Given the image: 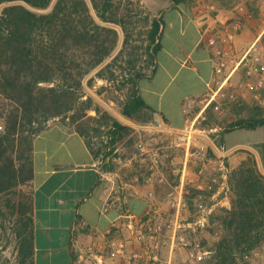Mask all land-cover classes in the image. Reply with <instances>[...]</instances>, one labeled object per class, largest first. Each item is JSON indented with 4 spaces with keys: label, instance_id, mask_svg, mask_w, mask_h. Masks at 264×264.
<instances>
[{
    "label": "trees",
    "instance_id": "16d2710c",
    "mask_svg": "<svg viewBox=\"0 0 264 264\" xmlns=\"http://www.w3.org/2000/svg\"><path fill=\"white\" fill-rule=\"evenodd\" d=\"M1 5L0 216H15L24 264L34 257L32 195L26 200L13 194L34 177V137L52 118H68L99 156L102 148L94 145V138L106 125L112 145L107 153L112 154L132 127L88 91L97 78L119 83L118 90L127 89L124 97H111L125 117L138 124L152 122L154 108L139 84L156 70L163 19L144 16L149 25L143 51L146 64L138 67L141 47L133 41L138 16L144 13L140 0H0ZM215 104L212 101L206 110ZM245 107L243 116L223 127L224 143L230 131L264 125L263 105ZM229 183L234 195L231 207L212 216V232L220 235L209 248L212 264H236L264 244V172L253 153L230 171Z\"/></svg>",
    "mask_w": 264,
    "mask_h": 264
},
{
    "label": "rangeland",
    "instance_id": "374dc122",
    "mask_svg": "<svg viewBox=\"0 0 264 264\" xmlns=\"http://www.w3.org/2000/svg\"><path fill=\"white\" fill-rule=\"evenodd\" d=\"M140 4L144 13L138 16L140 21L133 41L135 46L141 47L139 51L142 58L138 61V67L146 64L143 51L147 44L149 25L144 16L149 14L151 18H161L160 13L166 7L147 4L144 0H140ZM251 7L244 11L239 8V16L228 21L224 29L240 33L241 28L236 26L241 23L239 21L246 17H259V6ZM209 42L215 47L220 71H217L215 83L203 100H196L190 106L191 120L187 132L145 129L142 128L145 124L125 117L120 112L119 102L111 98L125 96L127 89L118 90L119 83L114 85L97 78L93 87L87 86L104 108L132 127L124 133L113 153L108 154L112 145L107 126L103 125L102 131L94 138V145L102 148L98 156L100 161L118 169L123 181L144 188L151 201L145 214L129 218L132 225H127L125 230L117 231L105 241L92 242L95 243V254L89 252L86 245L83 260L77 264H101L96 254L103 255L104 264H212L209 248L220 236L212 232V216L223 207H229L223 202L226 199L232 201L234 196L229 183L232 170L229 156L245 151L237 148L247 146L256 137L264 135L260 130L241 128L226 133L224 143L221 133L226 124L243 116L245 104L258 102L264 106V87L256 89L241 85L243 81L252 79L256 82L259 78V74L250 75L248 70L254 66L253 47L261 49L264 54V35L247 52L237 47L228 33L221 31L212 33ZM212 101L216 104L206 110ZM89 112L96 114L93 110ZM56 119L71 124L68 118L55 117L48 125ZM149 124L155 125V120ZM129 188L135 190L130 185ZM32 191L31 181H26L17 187L13 195L18 199L30 200ZM14 218L11 213L0 216V264H23ZM117 239L125 242L122 252L111 245ZM24 264H29V261ZM236 264H264V244L255 253L240 258Z\"/></svg>",
    "mask_w": 264,
    "mask_h": 264
},
{
    "label": "crops",
    "instance_id": "0c3cea01",
    "mask_svg": "<svg viewBox=\"0 0 264 264\" xmlns=\"http://www.w3.org/2000/svg\"><path fill=\"white\" fill-rule=\"evenodd\" d=\"M144 1L166 7L160 13L156 70L139 84L154 108L155 125L142 128L187 132L190 106L203 100L217 78L210 36L216 30L228 33L237 47L249 51L264 34V0ZM252 5L259 6L257 19L239 21L240 33L224 29L239 16V8ZM253 130L264 133V125ZM237 149L245 151L229 156L232 169L251 152L264 172V135ZM32 158L34 257L29 264H77L86 245L125 230L132 225L129 218L145 214L150 206L144 188L123 181L118 169L103 164L84 136L63 120H54L34 137ZM223 203L231 206L229 199Z\"/></svg>",
    "mask_w": 264,
    "mask_h": 264
},
{
    "label": "built area",
    "instance_id": "2783aa9c",
    "mask_svg": "<svg viewBox=\"0 0 264 264\" xmlns=\"http://www.w3.org/2000/svg\"><path fill=\"white\" fill-rule=\"evenodd\" d=\"M211 41H214V40H211ZM253 49L255 50V54L253 56L254 66H252L248 70V74H250V75L259 74V78H258V80L256 82H254L252 79L243 81L241 83V85L244 86V87L246 86V87H249V88L261 89V88L264 87V54L262 53L261 49L258 50L257 47H255V46L253 47ZM249 51H251V50H249ZM247 55L248 54H246L244 56V58ZM240 62L241 61H239V63L236 65V67H238ZM221 65H222V63H221ZM216 67H217L216 68V72L220 71L219 65H217V63H216ZM234 70H235V68H234ZM199 153L201 154L202 151L200 150ZM94 245H95V243H91V244L87 245L88 246V251L91 252L92 254H95L94 253ZM111 245L113 247H115V249L118 250L119 252H122L125 249V242H124L123 239L113 240L111 242ZM81 253H82V257H84V249H83V251ZM96 257H97L99 263L104 264L103 255L102 254H96ZM202 257H203L202 255L199 256L200 259H202Z\"/></svg>",
    "mask_w": 264,
    "mask_h": 264
}]
</instances>
